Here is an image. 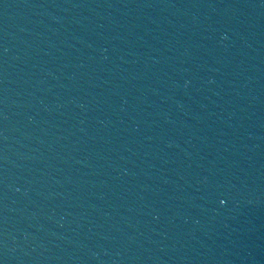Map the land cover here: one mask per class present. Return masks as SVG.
Wrapping results in <instances>:
<instances>
[{"label":"water","instance_id":"obj_1","mask_svg":"<svg viewBox=\"0 0 264 264\" xmlns=\"http://www.w3.org/2000/svg\"><path fill=\"white\" fill-rule=\"evenodd\" d=\"M0 264H264V0H0Z\"/></svg>","mask_w":264,"mask_h":264}]
</instances>
